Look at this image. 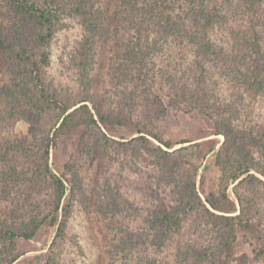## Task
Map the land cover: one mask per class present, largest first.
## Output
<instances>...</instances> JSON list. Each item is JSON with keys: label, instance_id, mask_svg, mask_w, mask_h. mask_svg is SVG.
Masks as SVG:
<instances>
[{"label": "trees", "instance_id": "16d2710c", "mask_svg": "<svg viewBox=\"0 0 264 264\" xmlns=\"http://www.w3.org/2000/svg\"><path fill=\"white\" fill-rule=\"evenodd\" d=\"M222 1L225 7L219 0H0V68L8 76L0 88V122L29 124L28 137L0 139V166L8 168L7 179L16 180L20 191L38 184L46 189L53 213L50 225L57 226L59 234L74 191L70 189L59 222L67 180L48 168L46 143L51 135L59 139L83 128L80 143L88 157L111 159L114 146L140 160L147 156L161 174L159 180L175 189V199L169 201L146 186L153 209L144 216L140 234L128 235L125 241L118 238L108 249L112 257L119 256V264L133 252L140 254V264L155 263V254L185 229L206 236L213 232L212 247L203 252L192 247L199 259L220 255L240 234L254 257L264 260V124L259 130L241 120L250 111L245 102L264 96V12L258 11L263 0ZM232 16L239 18L240 29L231 32L229 43L218 46L209 30ZM66 19H77L81 32L70 53L78 77L75 89L55 86L45 74L51 41ZM97 65L103 67L118 101L105 109L95 96ZM168 108L202 114L213 122L216 135L223 136L214 154L217 189L204 201L196 189L199 142L172 150L158 132ZM44 121L45 128H40ZM101 126L129 127L135 136L116 142ZM28 162L36 168L21 171ZM230 185L237 212L227 194ZM146 190L142 193L148 196ZM113 200L117 211L112 217L123 213L121 208L133 209L123 207L128 202L118 192ZM40 223L20 231L0 229V264L17 260L16 255L10 261L2 257L13 254L9 243L30 240Z\"/></svg>", "mask_w": 264, "mask_h": 264}, {"label": "rangeland", "instance_id": "374dc122", "mask_svg": "<svg viewBox=\"0 0 264 264\" xmlns=\"http://www.w3.org/2000/svg\"><path fill=\"white\" fill-rule=\"evenodd\" d=\"M219 2L221 6L226 5L222 0ZM258 11L264 12V0ZM260 24L264 42V13L261 14ZM62 25V31H57L51 41L50 63L45 74L55 86H69L75 89L78 77L70 53L80 39V25L77 19H66ZM240 25L239 18L234 19L232 16L228 21L210 29L209 37L218 46L225 45L231 40V32L240 29ZM96 68L97 71L93 72L97 82L95 96H98L102 109H105L107 105L111 106L112 102L117 104L118 101L103 67L99 69L97 65ZM7 80L8 76L0 68V88ZM245 103L250 111L244 113L242 122L247 126L254 125L260 130L261 124H264V96L254 100L248 99ZM240 109L243 110L242 107ZM40 128H45V121L41 123ZM101 128L116 142H126L135 136L134 130L129 127ZM28 130L29 124L24 120L5 126L0 122V139H23L28 137ZM83 132V128H77L59 139L58 136L53 138L51 135V140L46 143L49 145L48 168L55 175L67 180L66 195L57 211L59 222L62 219V207L70 197V189L74 191L63 233L59 234L58 227L50 225L53 213L48 205L46 189H41L38 184L35 188L33 185L23 186L24 191H20L16 180L7 179L8 168L0 166V229L15 228L20 231L19 229L34 224V221H41L30 240L16 239L9 243L8 247L13 250V254L3 255L5 260L10 261L16 255L17 260L12 264H119V256L112 257L108 249L115 245L118 238L125 241L128 235L140 234L144 216H149L150 210L153 209L150 208L152 196L146 186H149L158 198L169 201L175 199V189L159 180L161 174L151 165L149 157L144 156V159L140 160L131 151L127 153L116 146L110 152L111 159L88 157L80 143ZM158 132L164 141L173 145L172 150L199 142L201 165L196 176L197 193L204 201L210 193L216 192L219 170L215 165L214 154L223 142V136L216 135L213 122L196 111L183 113L168 108L166 116L158 123ZM29 140L30 135L27 141ZM31 142L30 140L29 143ZM181 142L188 143L179 144ZM162 148L164 151H172ZM18 155H13V158ZM23 168L34 169L36 165L28 162L20 166V170ZM164 176L167 174L164 173ZM257 177L262 178L259 174ZM144 181H150V184L144 186ZM15 185L17 186L14 187ZM108 188L112 190L111 193ZM142 188H145L149 197L142 193ZM231 188L232 185L227 194L234 204V212H237L238 204ZM115 192L120 193L128 202L126 205L122 203L123 207L133 206V209L128 211L121 208L123 213L112 217L113 212L117 211L113 200ZM191 230L185 229L159 254L156 253L157 260L152 264H264V260L254 257L252 247L240 234L231 247L223 249L220 255L199 259L197 254L191 253L192 247H197L200 252L212 247L213 232L206 236V233L191 234ZM127 259L125 264L141 263L140 254L137 252L129 254Z\"/></svg>", "mask_w": 264, "mask_h": 264}]
</instances>
